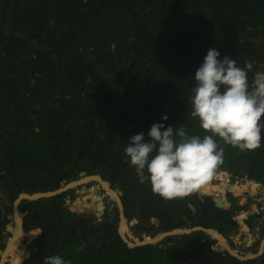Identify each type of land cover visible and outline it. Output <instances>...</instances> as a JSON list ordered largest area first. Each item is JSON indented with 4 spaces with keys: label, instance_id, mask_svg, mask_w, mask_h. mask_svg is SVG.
Segmentation results:
<instances>
[{
    "label": "trees",
    "instance_id": "trees-1",
    "mask_svg": "<svg viewBox=\"0 0 264 264\" xmlns=\"http://www.w3.org/2000/svg\"><path fill=\"white\" fill-rule=\"evenodd\" d=\"M209 47L241 67L252 61L249 79L264 69V0H0V258L19 195L56 190L84 171L118 186L125 216L148 231L153 217L163 231L237 226L250 204L243 187L227 192L225 206L198 190L165 199L139 181L124 152L132 135L150 139L164 113L166 126L210 134L187 97ZM219 142L224 159L214 175L264 181V143L241 151ZM69 194L21 201L29 256L18 264L52 254L71 264H264V252L241 260L210 248L202 230L130 247L119 214L79 213Z\"/></svg>",
    "mask_w": 264,
    "mask_h": 264
},
{
    "label": "clouds",
    "instance_id": "clouds-1",
    "mask_svg": "<svg viewBox=\"0 0 264 264\" xmlns=\"http://www.w3.org/2000/svg\"><path fill=\"white\" fill-rule=\"evenodd\" d=\"M253 67L250 60L241 67L235 58L221 57L217 48L207 49L187 97L191 115L210 134H191L183 126H166L167 114H161L147 131L150 139H145L144 132L136 133L124 148L141 183L147 181L165 199L184 197L211 179L223 163L220 140L241 151L264 143V69L256 70L249 79ZM43 264L71 261L52 254L45 256Z\"/></svg>",
    "mask_w": 264,
    "mask_h": 264
},
{
    "label": "rangeland",
    "instance_id": "rangeland-1",
    "mask_svg": "<svg viewBox=\"0 0 264 264\" xmlns=\"http://www.w3.org/2000/svg\"><path fill=\"white\" fill-rule=\"evenodd\" d=\"M219 174L213 175L211 179H209L205 184H203L198 189V192L199 194L209 192L214 197H216V200L218 201L221 200V203L223 204V206H225L226 202L228 201L227 192L230 191V189H233L232 187H237V188L243 187L241 191H245L246 197L250 199V204L248 208L244 209L245 210L244 212L243 211L239 212L238 224L232 231H230L227 234L222 233L220 231L219 232L222 233L226 237L228 245L230 246L232 250L236 251L238 255L244 256V257H247L248 255L250 256L255 255V257L253 258H256L260 256L263 253L262 251L264 250V247H263L264 246L263 245L264 243V181H258L254 178H248L244 176V177H239L241 178L242 182L238 183L236 182L237 177H235V179H231L230 183L229 182L226 183V187L224 188V191L222 192L220 189L218 190V188L216 187H219L220 186L219 183L223 182V181H220L218 178H223V177L225 178V176L219 175ZM247 180H255L256 182L261 183L262 184L261 189L258 188L254 190L252 188H249L246 184H244L247 182ZM111 187L112 189L115 190L116 186L111 185ZM69 190H70V194L68 198H70L71 200L78 201L77 205H73L72 203L67 204L73 210H79L82 213L93 214L96 216L95 214L96 209H91L89 208L88 205H86V203L88 204L87 196L88 194H95L97 191L101 190L104 195V197L101 198V201H103L106 205V208L103 211L102 217L109 216L110 218H115L118 214L120 215V208H119L117 199L112 197L109 191L105 189L100 184V182H98L97 180H91L89 182L75 186ZM240 213H242L241 214L242 217H240ZM254 216H258L260 218V222L255 225L251 224V220L253 219ZM11 219L12 221L10 222V226L8 228L11 231V236L8 238L7 242L13 236L15 231L18 230L17 217L15 216V213L11 216ZM135 219L136 218H133L131 220H135ZM131 220L127 219V224L129 225V229L128 230L125 229V234L132 241L134 240L142 241L146 238L151 239L153 237H156L158 234L164 232L163 230L158 229L160 221L156 217L151 218L149 223H146L148 226H152L151 231H148L142 228L137 222L131 223ZM121 223L122 221H121V216H120L119 227H121ZM258 232H260V234ZM208 235L214 239L212 240L211 245H216L218 246L219 249L225 248L223 242L220 240L218 235H214V236L211 234H208ZM166 238L161 239L159 243L163 244ZM247 238L248 240H246ZM20 239H21L20 240L21 243L18 244V248L16 250L17 253L21 251V248L26 247L27 245L23 237H20ZM8 255H10V253ZM28 256L29 254L26 251L22 257L19 256L18 254L15 261L13 260V256H6L5 261L11 264H18L17 262L20 259L28 257Z\"/></svg>",
    "mask_w": 264,
    "mask_h": 264
},
{
    "label": "water",
    "instance_id": "water-1",
    "mask_svg": "<svg viewBox=\"0 0 264 264\" xmlns=\"http://www.w3.org/2000/svg\"><path fill=\"white\" fill-rule=\"evenodd\" d=\"M222 172H227L228 175H229V172L228 171H222ZM91 180H97L98 182H100V184L106 188L107 190H112L113 192L116 193V196H117V201H118V205H119V208H120V216H121V221H123V219H126L127 220V217L125 216V209H124V204H123V201H122V194H123V191L118 187L116 186L115 187V190L112 189L111 187V182L110 181H107L103 178V176L101 174H92V175H88L85 171L81 173V177L79 179H76V180H73L71 182H68V183H64L61 187H59L58 189L56 190H52V191H47V192H35V193H26V192H22L19 197L15 200V203H14V213H15V216L16 217H19L20 219V222L18 221L17 222V227H18V230H20L21 232V237H23L22 235H24V216H25V213L22 212L19 208V204L21 203V201L23 199H28V200H33V199H38V198H42V197H50L52 195H55V194H58V193H62V192H65L75 186H78V185H81L83 183H86V182H89ZM259 183V182H258ZM261 184V183H260ZM262 186V185H261ZM230 191H233V189H230ZM104 197L103 195V192L100 190V191H97L96 194H88L87 196V200H88V206L89 208L91 209H96V217L98 218V220H101L102 219V214H103V211L104 209L106 208V205L103 201H101V198ZM214 199L216 200V197H214ZM217 204L219 206H223V204L221 203V200L218 201L216 200ZM69 203H72L73 205H77L78 204V201L77 200H71L70 198H66V204H69ZM228 204V201L226 202V205ZM77 212L80 213L79 210H77ZM11 217V216H10ZM138 218L136 217L135 220H131V223L133 222H138ZM255 220H257V218H255ZM10 224L7 225V228H9ZM204 231L207 235L208 234H211L214 236V232H216L218 234V236L220 235L222 238H224V240H226V237L219 232V230L217 229H214V228H206L204 226H194V227H178V228H174L172 230H166L160 234H158L156 237H153L152 239H144L142 241H138V240H130L128 238V236L126 234H124L120 227H119V233L121 235V237L123 238V240L128 244V246L130 247H136V246H139V245H143V244H149V243H159V241L163 238H166V237H169V236H172V237H176V236H179L181 237L183 234H190L194 231ZM260 234V232H258ZM15 233L13 234V236L10 238V240L7 242V245H6V248L2 254V257L0 258V264H5L6 261H5V258L7 256V251H8V248H9V243L11 242L12 238L14 237ZM156 239V240H155ZM206 240V237H203L202 238V241H205ZM222 241V239H220ZM247 240V239H246ZM223 242V241H222ZM224 244V247L228 250V252L230 254H232L233 256H236L237 258L241 259V260H247V259H251L253 257H255V255H251V256H247V257H244V256H240L238 255L234 250H232L230 248V246H227L225 243ZM264 247V246H263ZM210 248L214 249V250H218V246L216 245H211ZM27 251V248L26 247H23L21 248V253L20 255H23L25 252ZM263 252V251H262Z\"/></svg>",
    "mask_w": 264,
    "mask_h": 264
},
{
    "label": "bare ground",
    "instance_id": "bare-ground-1",
    "mask_svg": "<svg viewBox=\"0 0 264 264\" xmlns=\"http://www.w3.org/2000/svg\"><path fill=\"white\" fill-rule=\"evenodd\" d=\"M224 178V177H223ZM229 182V181H228ZM231 182V181H230ZM229 182V183H230ZM220 184V186L219 187H216V188H218V190L220 189L222 192L224 191V188L226 187V182L225 181H223V182H221V183H219ZM244 184H246L249 188H252V189H254V190H256V189H261V184L260 183H258V182H256L255 180H247V182L246 183H244ZM218 186V185H217ZM232 188H234V187H232ZM93 189H95V188H93ZM106 189V188H105ZM92 191V190H91ZM109 191V193L111 194V196L112 197H114L115 199H118L117 198V196H116V193L115 192H113L112 190H108ZM210 191V190H209ZM107 193V192H106ZM88 194V193H87ZM96 194V193H95ZM220 194H221V192H220ZM86 196V195H85ZM222 196V195H221ZM78 199V198H77ZM222 199V198H221ZM81 202V201H80ZM84 204V203H83ZM86 205H88L87 203H86ZM86 207V206H85ZM84 207V208H85ZM89 209V208H88ZM20 222V219H19V217H17V222ZM134 223V222H133ZM243 224V223H242ZM120 229H121V231L125 234V229H129V225L127 224V220L126 219H123V221H122V223H121V227H120ZM21 235V232H20V230H17V231H15V235H14V237L12 238V240H11V242L9 243V248H8V251H7V256H13V260L15 261L16 260V258H17V256H18V254H19V256H23V255H20V251H19V253H17L16 252V250H17V248H18V244H20L21 243V239H20V236ZM214 235H218L216 232H214ZM23 236V235H22ZM220 239H222V241H223V243H225L227 246H229L228 245V242H227V240H224V238H222L220 235L218 236ZM152 239V238H151ZM148 240V239H147ZM156 240V239H155ZM247 240H248V238H247ZM263 245H264V243H263ZM262 245V246H263ZM236 252V251H235ZM10 253V255H8ZM248 256H250V255H248Z\"/></svg>",
    "mask_w": 264,
    "mask_h": 264
},
{
    "label": "flooded vegetation",
    "instance_id": "flooded-vegetation-1",
    "mask_svg": "<svg viewBox=\"0 0 264 264\" xmlns=\"http://www.w3.org/2000/svg\"><path fill=\"white\" fill-rule=\"evenodd\" d=\"M231 179H235V177H233V174L231 173ZM238 179V178H237ZM262 185V184H261ZM242 211H245L244 209L243 210H241L240 212H242ZM240 217H242V215H241V213H240ZM244 218V217H243ZM255 218H257V220H255ZM246 219V218H245ZM260 222V218L258 217V216H254L253 217V219L251 220V224H253V225H255V224H257V223H259ZM263 252H264V250H263Z\"/></svg>",
    "mask_w": 264,
    "mask_h": 264
},
{
    "label": "built area",
    "instance_id": "built-area-1",
    "mask_svg": "<svg viewBox=\"0 0 264 264\" xmlns=\"http://www.w3.org/2000/svg\"><path fill=\"white\" fill-rule=\"evenodd\" d=\"M220 181H225L226 183H228V181H231V174H227V176H225V178H219ZM244 212V211H243ZM242 214V213H241Z\"/></svg>",
    "mask_w": 264,
    "mask_h": 264
}]
</instances>
